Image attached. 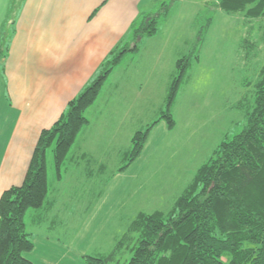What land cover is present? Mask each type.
<instances>
[{
	"label": "rangeland",
	"instance_id": "374dc122",
	"mask_svg": "<svg viewBox=\"0 0 264 264\" xmlns=\"http://www.w3.org/2000/svg\"><path fill=\"white\" fill-rule=\"evenodd\" d=\"M104 1L30 0L25 16L28 20L33 14L29 26L36 13L55 24L83 23L94 13L88 26H104L108 50H138L126 52L110 73L104 88L108 97L91 114L93 135L85 146L93 148L87 151L91 157L105 161L102 173L87 179L79 161L64 173L63 182L53 184V152H47L49 181L59 197L46 218L60 210L62 223L48 232L49 219L31 225L25 217L27 230L35 234L34 249L26 253L34 264H89L88 257L108 256L140 214L170 212L221 142L243 130L255 106V85L264 65V18L226 13L217 7L218 0ZM24 3L11 0L8 9L1 34L7 54ZM152 18L157 31L137 35ZM199 35L204 38L200 45ZM29 42L25 38L24 44ZM186 56L190 65L170 106L175 120L170 126L164 116L166 85L177 76V61ZM93 108L87 112L89 122ZM148 128L140 154L130 161L132 137ZM125 253L128 259L131 255Z\"/></svg>",
	"mask_w": 264,
	"mask_h": 264
},
{
	"label": "trees",
	"instance_id": "16d2710c",
	"mask_svg": "<svg viewBox=\"0 0 264 264\" xmlns=\"http://www.w3.org/2000/svg\"><path fill=\"white\" fill-rule=\"evenodd\" d=\"M217 7L226 13H240L247 20L264 18V0H218ZM155 23V18L149 19L136 34H154ZM203 39L199 35L198 45ZM249 47H253L251 43ZM133 50L137 46L110 53L98 75L68 102L60 118L42 129L22 184L3 191L0 264H34L26 256L35 244L25 216L30 209L44 207L48 198L47 152L52 150L55 177L62 179L70 151L89 124L87 112L99 99L112 70ZM7 51L1 40L3 71ZM189 65V56L176 63L178 72L170 83L168 110L164 112L170 126L175 123L170 106ZM255 87V106L243 130L221 142L173 209L167 214H140L108 256L88 257L89 264H264V65ZM149 131L132 137L130 161L140 154ZM95 175L91 172L89 178ZM127 251L128 259L124 256Z\"/></svg>",
	"mask_w": 264,
	"mask_h": 264
},
{
	"label": "crops",
	"instance_id": "0c3cea01",
	"mask_svg": "<svg viewBox=\"0 0 264 264\" xmlns=\"http://www.w3.org/2000/svg\"><path fill=\"white\" fill-rule=\"evenodd\" d=\"M29 1L25 0L22 12L15 22V37L4 60V97L0 102V197L5 189L22 184L42 129L51 127L60 118L68 102L98 75L102 64L114 51L107 48V38L101 31L104 26L93 27L94 29L89 27L94 13L83 23L66 21L56 24L43 22L36 13L28 26L27 22L33 15L30 14L29 19H25L32 4ZM10 4L11 0H0V41ZM33 30L35 36L32 38ZM25 38L30 42L24 44ZM167 87H170V83ZM104 88L90 117L93 110L95 112L100 106V102L108 97L107 92L104 95ZM142 99L139 97V100ZM90 122L82 129L70 151L65 165L66 174L69 173L70 166L78 165L79 161L84 163L82 173L87 179H90L91 172L98 175L105 168L103 158L101 163L100 158L97 160L87 153L89 149H93L85 146V142L93 135L89 133L92 130V117ZM63 180L64 176L60 180L54 177L53 184ZM57 197L56 186L50 184L49 199H46L44 207L30 209L33 213L30 210L26 213L25 217L31 221V225H40L45 219H49L46 221L51 222L48 225L49 232L54 230L57 223H62L58 222L60 210L51 219L46 218L47 212L55 210Z\"/></svg>",
	"mask_w": 264,
	"mask_h": 264
}]
</instances>
